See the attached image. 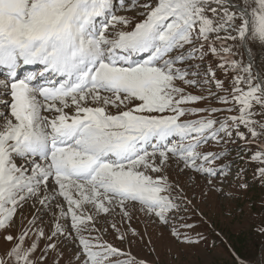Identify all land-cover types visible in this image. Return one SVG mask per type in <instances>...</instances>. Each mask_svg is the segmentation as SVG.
<instances>
[{
  "label": "snow or ice",
  "instance_id": "snow-or-ice-1",
  "mask_svg": "<svg viewBox=\"0 0 264 264\" xmlns=\"http://www.w3.org/2000/svg\"><path fill=\"white\" fill-rule=\"evenodd\" d=\"M254 48L264 49V0H0V264H46L52 252L60 264L66 241L75 264H148L92 235L112 218L124 241L115 217L134 210L180 244L207 241L181 231L197 227L187 215L197 205L168 169L225 194L213 183L222 154L201 148L237 138L257 144L251 158L264 165Z\"/></svg>",
  "mask_w": 264,
  "mask_h": 264
},
{
  "label": "rangeland",
  "instance_id": "rangeland-1",
  "mask_svg": "<svg viewBox=\"0 0 264 264\" xmlns=\"http://www.w3.org/2000/svg\"><path fill=\"white\" fill-rule=\"evenodd\" d=\"M252 51L255 58L254 62L264 65V49L254 48ZM241 55L247 62L245 52H242ZM237 58L239 59L240 56H237ZM253 71H255L254 68ZM195 118L191 117V119ZM242 141L237 138L227 143L210 142L203 145L201 150L222 154V158L218 159L213 167L217 168L218 173L221 172L223 174L222 170L230 171L231 165L236 163V157L239 154L237 150L238 144ZM246 145L248 147L254 145V150L249 151L250 156L258 150V146L255 143L249 144L246 142ZM254 164L255 166H251V168L256 173L249 181L244 176H239L237 182L229 183V186H226L223 184L224 177L228 179L232 176L231 181H233V173L226 172L224 177L217 175L213 183L224 188L225 194L215 190L210 191L204 175L188 170L181 172L175 164L168 169L170 179L178 181L197 205L195 214L192 212L187 213L190 217L188 222L195 224L197 227L191 230L181 229V231L188 232L193 238L196 237L197 233H202L207 237V241L194 245L180 244L172 237L169 229L160 224L155 217L146 215L138 210L133 211L131 221L125 220L120 223V218L118 216L115 217L120 230L128 233L124 241L117 238L116 231L110 226L112 218H108L106 221L102 217L97 227H102L106 231L95 232L92 235L100 236L104 241L111 243L123 253H131V256L135 257L137 261L144 260L148 264H236V261L230 257L229 247H233L236 251L238 250L237 253L240 256L245 254L246 257L244 256V259H241L250 261L251 264H264V233L259 231L260 226L264 225V209L262 208L264 182L260 180L258 172V169L264 165L257 161H254ZM243 168L244 170H251L246 163ZM241 182H246L248 187L241 189L239 187ZM254 184L255 188L250 190ZM202 191L207 195L201 197L200 193ZM38 207L39 205H37ZM36 214L35 209L25 206V217L31 219ZM50 216L51 213L49 212L44 217L49 230L52 226L49 222ZM250 221L252 222V227L248 224ZM24 224H27V219ZM235 226L241 229H235ZM22 228L23 225L17 221V226L12 229L13 234L19 233ZM129 228L135 229L139 236H133ZM85 235L87 236L88 233H85ZM44 244L45 241H41L40 247L43 248ZM7 247H9L8 243L4 241L3 235L0 234V251ZM59 247L64 253L60 264H65L69 259L74 262V253L79 250L78 245L73 244L71 241H66ZM39 254L38 251L37 255ZM55 257V252L50 253L46 264H52ZM119 258L123 261L129 257L125 255Z\"/></svg>",
  "mask_w": 264,
  "mask_h": 264
},
{
  "label": "trees",
  "instance_id": "trees-1",
  "mask_svg": "<svg viewBox=\"0 0 264 264\" xmlns=\"http://www.w3.org/2000/svg\"><path fill=\"white\" fill-rule=\"evenodd\" d=\"M237 168H238V170H239V175L240 176H246V177H248L247 175H249L250 177H248L250 180L252 179L251 177L252 176H254V174L256 173L255 172V170H253V169H251V170H242V168H241V164H238V166H237ZM248 171V174L246 175L245 173ZM256 181V180H255ZM254 181V182H255ZM251 188H255V185H253ZM262 208L264 209V200H263V205H262ZM251 227H252V222L250 221L249 223H248ZM235 229H241V228H239L238 226H235L234 227ZM254 234H255V232H254ZM256 236V235H255ZM236 249H237V247H236ZM238 251V250H237ZM239 254V253H238ZM240 256V255H239ZM245 256V254L243 255H241L240 257L241 258H243ZM230 257L233 259V255L232 254H230ZM246 257V256H245ZM244 259V258H243Z\"/></svg>",
  "mask_w": 264,
  "mask_h": 264
},
{
  "label": "bare ground",
  "instance_id": "bare-ground-1",
  "mask_svg": "<svg viewBox=\"0 0 264 264\" xmlns=\"http://www.w3.org/2000/svg\"><path fill=\"white\" fill-rule=\"evenodd\" d=\"M0 78H2V76H0Z\"/></svg>",
  "mask_w": 264,
  "mask_h": 264
}]
</instances>
